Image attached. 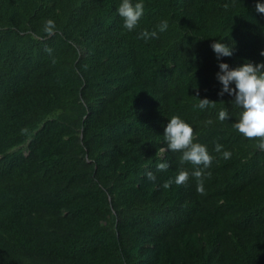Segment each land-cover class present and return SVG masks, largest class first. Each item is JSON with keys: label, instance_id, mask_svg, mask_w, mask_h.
<instances>
[{"label": "trees", "instance_id": "trees-1", "mask_svg": "<svg viewBox=\"0 0 264 264\" xmlns=\"http://www.w3.org/2000/svg\"><path fill=\"white\" fill-rule=\"evenodd\" d=\"M121 2L0 0V264H264V151L216 79L219 63L264 64V0H132L131 32ZM174 115L213 157L203 195L191 177L163 188L195 170L159 154Z\"/></svg>", "mask_w": 264, "mask_h": 264}, {"label": "clouds", "instance_id": "clouds-1", "mask_svg": "<svg viewBox=\"0 0 264 264\" xmlns=\"http://www.w3.org/2000/svg\"><path fill=\"white\" fill-rule=\"evenodd\" d=\"M227 7V5H225ZM255 9L258 13L264 14V4L257 3ZM118 15L123 20V27L125 30L133 31L141 18L144 15V4L142 2L132 3V0H122L117 8ZM159 31H166L168 28L167 20H164L158 26ZM43 31L51 36L55 34V22L47 20L45 22ZM147 41L149 38L156 39L158 34L156 31L148 32L142 31L137 37ZM211 49L215 53L217 60L221 57H230L233 55V48L220 42L211 44ZM45 51L52 55V49L45 48ZM264 57V51L260 53ZM55 63V59L52 60ZM219 72L216 73V79L221 84V91L219 96L227 93L233 97L232 104L241 109L239 113V120L233 123V128L236 129L243 137L257 141V148L264 151V64H255L246 62L236 69H229L226 63H219ZM234 84V88L230 85ZM199 92L197 91V96ZM223 103V102H221ZM217 103L209 101L207 98L198 100L197 108L204 110L209 107H215ZM229 113L227 110L221 109L218 113V120L220 122L227 121ZM205 126L211 125V119L203 122ZM22 133H26L27 129H22ZM163 138L165 141L164 147L159 148V154L167 151L179 152V163L181 165L188 163L194 167L191 174L186 170L179 171L175 179H169L163 184L164 189H168L173 183L177 186H186L191 178L197 182V191L201 195L204 194V169L211 166L213 157L209 155L206 146L200 143H194L193 128L184 122L179 116H172L166 127L164 128ZM222 145L215 146L216 152H221ZM224 159H229L231 153L228 151L222 152ZM169 165L166 162L158 163L157 171H167ZM147 179L155 182L156 176L151 172L146 173Z\"/></svg>", "mask_w": 264, "mask_h": 264}]
</instances>
